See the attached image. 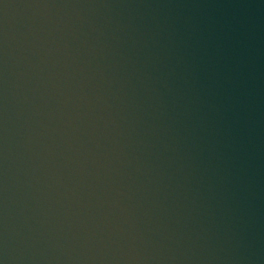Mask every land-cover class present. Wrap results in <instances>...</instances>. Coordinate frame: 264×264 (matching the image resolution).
<instances>
[{"label":"water","instance_id":"95a60500","mask_svg":"<svg viewBox=\"0 0 264 264\" xmlns=\"http://www.w3.org/2000/svg\"><path fill=\"white\" fill-rule=\"evenodd\" d=\"M0 264H264V0H0Z\"/></svg>","mask_w":264,"mask_h":264}]
</instances>
